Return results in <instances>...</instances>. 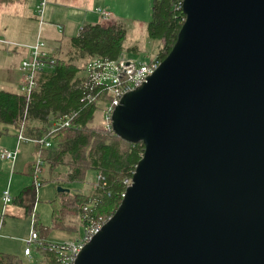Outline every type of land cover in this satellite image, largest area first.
<instances>
[{
    "label": "water",
    "instance_id": "95a60500",
    "mask_svg": "<svg viewBox=\"0 0 264 264\" xmlns=\"http://www.w3.org/2000/svg\"><path fill=\"white\" fill-rule=\"evenodd\" d=\"M183 11L170 54L113 114L144 155L75 264H264V0Z\"/></svg>",
    "mask_w": 264,
    "mask_h": 264
},
{
    "label": "trees",
    "instance_id": "16d2710c",
    "mask_svg": "<svg viewBox=\"0 0 264 264\" xmlns=\"http://www.w3.org/2000/svg\"><path fill=\"white\" fill-rule=\"evenodd\" d=\"M184 0H154L152 20L147 27L151 40L162 42L156 55L165 60L175 46L186 15L181 7ZM126 27L123 24L105 26L86 25L77 37L69 42V48L60 55L51 56L54 65L48 66L37 76V88L30 99L24 93L0 89V124L25 129L27 137L51 141V147L36 145L37 160L26 164L25 173L32 184L15 197L13 202L31 216L37 203L35 178L40 176L44 184L50 180L64 186L86 182V173L93 170L106 178V185L95 189L91 195L71 190L59 193L51 202L53 229L73 230L76 220L86 229L91 222L111 219L120 207L125 192L124 181L132 177L145 147L142 143H129L118 137L104 125L95 123L99 105L82 102L81 74L93 59H119L125 53ZM139 53L138 48L129 50ZM84 62L83 66L80 63ZM72 116V125L51 134V121ZM38 124L33 125V122ZM8 128L1 130L5 134ZM63 169H66L63 172ZM93 204V205H92ZM88 208L87 211L85 209ZM88 215V219H86ZM38 219V217H37ZM35 228L46 244L50 229L39 225ZM45 264H60L58 257L48 249H41ZM0 264H25L18 255L0 252Z\"/></svg>",
    "mask_w": 264,
    "mask_h": 264
},
{
    "label": "rangeland",
    "instance_id": "374dc122",
    "mask_svg": "<svg viewBox=\"0 0 264 264\" xmlns=\"http://www.w3.org/2000/svg\"><path fill=\"white\" fill-rule=\"evenodd\" d=\"M119 1V7L121 10L122 18H117L116 21H111L109 25L120 24L125 25L127 36L125 40V53L124 56L141 61L143 63H149L152 58H155L158 54L159 50L162 47V42L158 40H151L148 37L147 27L149 22L152 20V7L154 0H126V3L121 4ZM40 1L39 0H29V2L24 6H18V8L13 9H2V16H0V23L3 29L0 33V39H9L15 40L14 43H17L27 49L33 47L37 44L38 40L45 45V51L49 54H55L57 48L62 47V51H66L65 49L68 48L64 45L63 40L67 41L71 40L73 37H76L78 31L76 33L71 34L66 32L64 35H61L57 31H54V34L49 37L46 35L45 27H41L39 23L30 19L28 16L37 15V5ZM48 5V4H47ZM50 5V4H49ZM118 23V24H119ZM7 30V31H5ZM18 41V42H17ZM2 47V46H0ZM3 48V47H2ZM0 48V49H2ZM132 48H138L139 53H132L129 52ZM4 50V49H3ZM13 49H10L12 51ZM14 51V50H13ZM5 53V52H4ZM2 54L3 59H7L5 54ZM57 55H60L58 53ZM10 62V61H9ZM84 62L80 63L83 66ZM5 62H3L0 58V69H4ZM15 74L18 77L20 74V79L22 80L23 74L22 71L19 72L17 68H14ZM83 74H81L82 77ZM16 89L17 87H12ZM107 104H101L99 106V110L96 113L95 123L98 125H104V109L106 108ZM4 128L9 129V136H0V156L4 150L15 151L17 147V136L15 137L16 129L13 126H6L0 124V131ZM19 131H17L16 135H18ZM13 146V147H12ZM33 146L31 144H22L19 150L20 153L33 152ZM35 149V148H34ZM36 152V150H35ZM38 160L39 156L30 155L29 160ZM13 174H11V166L8 162L2 161L0 159V195L3 193V190L7 188L10 177L12 176V187L11 192H16L17 188V179L21 175V156H18V160L16 162ZM66 169H63L65 172ZM22 176V175H21ZM97 172L93 170H89L86 173V182L80 184H71L64 186L63 184H59L56 181L51 180L48 176H46L50 181L44 184L37 192V203L35 207V214L38 216V223L44 227L50 229L48 240L53 244H73L81 240L85 236V229L80 224L78 220L74 224V229L71 231L62 230V229H53L52 227V207L51 202L56 200L58 197V188L63 187L70 189L74 192V190H79L84 194L91 195L95 190V184L97 181ZM28 178V177H27ZM14 179V181H13ZM29 180V178L27 179ZM30 185L32 184V180H29ZM29 185V186H30ZM10 205L7 207L6 221L10 219L15 222V226L17 227L14 231H6L1 230L0 241H7L13 248L21 249L22 253H24L25 246L22 239L26 237L25 235V222H28L29 229L32 230L31 224L33 221L31 220V216L25 217H15L14 215L10 214ZM24 214V213H23ZM30 230V232H31ZM3 239V240H2ZM29 239L26 238L25 241ZM3 246V245H2ZM4 248V247H2ZM8 250V249H4ZM34 252L33 260H27L24 257H21L25 264H42L44 262V256L39 255L36 252L35 245L32 247ZM7 252V251H6ZM21 256V255H20Z\"/></svg>",
    "mask_w": 264,
    "mask_h": 264
},
{
    "label": "built area",
    "instance_id": "2783aa9c",
    "mask_svg": "<svg viewBox=\"0 0 264 264\" xmlns=\"http://www.w3.org/2000/svg\"><path fill=\"white\" fill-rule=\"evenodd\" d=\"M47 6V0H42L38 6V13L40 15V25L44 23V14ZM183 8V4L181 6ZM104 19H109L113 15L109 11L99 10ZM0 44L5 45L8 49L11 48H25L19 44L13 43L11 41L0 40ZM30 57L23 60L21 64V71L23 74L22 78V88L21 91L24 93L28 99L31 98L33 92L37 88V76L48 66L54 65L55 61L52 60L50 55L45 51V45L39 40L37 44L30 47ZM162 61L156 56L152 58L149 63H143L137 61L124 55L119 59H93L90 60L85 68V79L81 84V90L83 91L82 102H87L88 104H107L104 109V121L105 128L113 131V114L116 108L121 104L122 98L148 82L149 78L155 73L159 68ZM73 117L65 116L59 119V121H51V134H56L63 128L70 127L72 125ZM18 147L15 151L4 150L1 153L0 158L4 161H8L13 165L17 161L19 147L23 143H31L33 145H42L43 147H51V141L45 139H38L34 137H27L25 135V129L22 127L19 134L17 135ZM37 166H44V162L39 157L37 160ZM136 171V169H135ZM135 171L132 173V177L124 181L125 192L122 195L124 199L126 195V190L133 183V176ZM36 191L43 186L40 176L35 178ZM106 185V178L102 174H98L97 181L95 184V189H101ZM3 210L0 213V227L2 226L4 216L7 207L12 204L13 197L10 189H6L3 192ZM93 205V204H92ZM88 208L85 209L87 211ZM33 224L29 239L26 241L25 255L31 256L32 247L37 245L41 249H48L50 252L58 257L60 264H75L78 255L81 253L83 248L97 235L106 223L110 220L100 219L97 222H91V224L85 229V236L76 243L73 244H46L39 237V234L35 228L36 216L33 213ZM88 219V215L85 217Z\"/></svg>",
    "mask_w": 264,
    "mask_h": 264
},
{
    "label": "crops",
    "instance_id": "0c3cea01",
    "mask_svg": "<svg viewBox=\"0 0 264 264\" xmlns=\"http://www.w3.org/2000/svg\"><path fill=\"white\" fill-rule=\"evenodd\" d=\"M40 2L42 0H39ZM29 2V0H0V16H2V9H13V8H18V6H24ZM39 2V3H40ZM121 4L126 3V0H120ZM47 6L45 9V14H44V23L43 25H40L41 27H45V32L46 35L51 37L54 34V31H57L58 33H60L61 35H64L66 32H69L71 34L76 33V31H78L77 36L80 33V30L86 26V25H95V24H101V25H105V26H110L109 23H111V21H116L117 18H122V14H121V10L119 7V1L118 0H47ZM50 4V5H49ZM38 6L37 5L36 9H37V13H38ZM99 10H103V11H109L112 13V17L109 19H104L101 15V13L99 12ZM30 19L36 21L37 23L40 24V15H33L31 14V16H28ZM2 23V22H1ZM0 23V33L1 30L3 29V27L1 26ZM119 23V22H118ZM117 23V24H118ZM120 24V23H119ZM7 31V30H5ZM76 36V37H77ZM1 37V36H0ZM74 38V37H73ZM0 40H6V41H11L14 43L15 40H9V39H0ZM65 42L64 45H66V47L68 46L69 48V41H67L66 44V40H63ZM18 42V41H17ZM17 44V43H16ZM0 58L3 62H5V67L4 69H0V89H7L9 91L15 92V93H22L21 91V86H22V80L20 79V74H18V77L15 74L14 68H17V70L19 72H21V64L22 61L29 58L31 51L30 48H11L13 49L12 51H10V49H8L7 46L0 44ZM67 48V49H68ZM4 49V50H3ZM65 49V50H67ZM63 50L62 47L57 48L55 54H50V56H57L58 53H61ZM5 52V53H4ZM5 54L7 59H3L1 56L2 54ZM10 61V62H9ZM82 77L85 79V71L82 73ZM16 86L17 88L14 89L12 87ZM38 124V122H33V125ZM6 128H4L5 130ZM19 130H16V133ZM9 129L5 134H0V136H9ZM15 133V137L17 136ZM19 133V132H18ZM23 144H31V143H23ZM22 145V144H21ZM21 145L19 147V150L21 148ZM34 148H36V145L31 144ZM13 147V146H12ZM17 147H18V139H17ZM16 147V149H17ZM33 148V152H27L25 155L24 153H18V156H21V162H22V168H21V175L19 176V178L17 179L18 183H17V188H16V192L12 193V197L13 200L15 197H18L22 191L29 187L30 182L29 180L31 179L29 176L26 175L25 173V167L26 164L30 161H33L32 159L29 160V156L30 155H36V152ZM39 156V155H38ZM40 157V156H39ZM1 159V158H0ZM2 160V159H1ZM18 160V158H17ZM4 161V160H2ZM8 162V161H5ZM17 162V161H16ZM15 162V164L13 165L12 163L8 162L11 166V174H13L15 165L17 164ZM98 174V173H97ZM29 180H27L28 178ZM12 176L10 177V181L9 184L7 186V188H5L3 190V192L6 189H10L11 191V187H12ZM32 180V179H31ZM14 181V179H13ZM67 189V188H66ZM12 191H13V187H12ZM37 193V191H36ZM59 194V192H57ZM2 196L3 193H1L0 195V213L3 210V200H2ZM10 214L14 215L15 217H28L25 209L18 205L17 203L12 202V204H10ZM7 210V209H6ZM24 213V214H23ZM33 213L35 214V209L33 211ZM32 213V214H33ZM36 216V220L37 219V215ZM6 217H8V214L4 216V220L2 223V226L0 227V233L1 230H6V231H14L16 230V224L14 221H12L11 219L9 221H6ZM31 220L33 221L32 215H31ZM32 227V224H31ZM31 229H29V225L28 222H25V235L26 237L22 239L24 245H26V241L25 239L30 237V232ZM37 230V229H36ZM39 234V231H37ZM1 235V234H0ZM3 240V239H2ZM48 242H50L47 239ZM51 243V242H50ZM3 245V246H2ZM4 247V248H2ZM26 247V246H25ZM36 248V252H38L39 255L43 256L42 251L40 250V248L35 245ZM4 249H8V250H4ZM26 249V248H25ZM7 251V252H6ZM0 252L2 253H9V254H14V255H18L20 257H24L27 260H33V250H32V254L31 256H26L25 255V250L24 253H22L21 249H14L12 245H10L7 241H0ZM45 262V261H44ZM42 264H45V263Z\"/></svg>",
    "mask_w": 264,
    "mask_h": 264
}]
</instances>
